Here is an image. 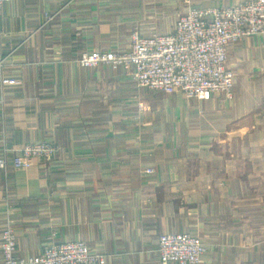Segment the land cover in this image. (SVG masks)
Wrapping results in <instances>:
<instances>
[{"label":"crops","instance_id":"1","mask_svg":"<svg viewBox=\"0 0 264 264\" xmlns=\"http://www.w3.org/2000/svg\"><path fill=\"white\" fill-rule=\"evenodd\" d=\"M243 1L3 5L0 158L34 142L58 148L47 168L0 170V232L13 229L15 258L80 241L105 264H161L159 236L188 233L206 248L202 264H264V41L229 47L232 98L207 102L139 88L126 67L77 63L126 51L133 31L171 33L187 6Z\"/></svg>","mask_w":264,"mask_h":264},{"label":"built area","instance_id":"2","mask_svg":"<svg viewBox=\"0 0 264 264\" xmlns=\"http://www.w3.org/2000/svg\"><path fill=\"white\" fill-rule=\"evenodd\" d=\"M11 1L0 0V13L3 5ZM2 35L0 22V45ZM130 36L125 52L82 53L77 58L78 65L86 69L129 68L136 86L151 92L179 93L199 102L215 96L230 99L234 74L227 68L228 49L253 37L264 41V0H246L224 8L188 6L171 34L144 37L134 31ZM57 156L58 148L51 143H29L9 163L0 158V170L8 165L28 170L35 160L47 168ZM157 247L161 264H202L206 253L200 240L188 233L160 235ZM0 248L2 264H105L101 255L80 241L50 244L36 257L17 259L16 237L9 224L0 232Z\"/></svg>","mask_w":264,"mask_h":264},{"label":"rangeland","instance_id":"3","mask_svg":"<svg viewBox=\"0 0 264 264\" xmlns=\"http://www.w3.org/2000/svg\"><path fill=\"white\" fill-rule=\"evenodd\" d=\"M187 8H188V6H187ZM187 8H186V10H187ZM183 15H184V14H183ZM183 15H182V16H183ZM175 23H176V22H175ZM133 32H134V31H133ZM171 33H172V32H171ZM171 33H168V34H171ZM168 34H163V35H168ZM130 35H131V34H130ZM151 36H152V35H151ZM130 37H131V36H130ZM130 37H129V41H130ZM144 37H145V36H144ZM146 37H147V36H146ZM148 37H150V36H148ZM128 49H129V45H128ZM94 52H95V51H94ZM124 52H125V51H124ZM85 53H86V52H85ZM110 53H113V52H110ZM121 53H123V52H121ZM121 67H123V66H121ZM109 68H111V67H109ZM118 68H119V67H118ZM118 68H117V69H118ZM111 69H112V68H111ZM232 95H233V92H232ZM215 97H216V96H215ZM231 98H232V97H231ZM231 98H230V99H231ZM200 242H201V241H200ZM202 245H203V244H202ZM203 246H204V245H203ZM205 249H206V248H205Z\"/></svg>","mask_w":264,"mask_h":264}]
</instances>
